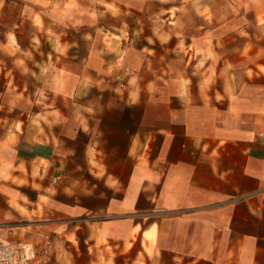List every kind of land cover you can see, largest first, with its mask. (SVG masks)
<instances>
[{
  "label": "crops",
  "instance_id": "1",
  "mask_svg": "<svg viewBox=\"0 0 264 264\" xmlns=\"http://www.w3.org/2000/svg\"><path fill=\"white\" fill-rule=\"evenodd\" d=\"M10 11L28 111L0 117V238L33 264H264V0Z\"/></svg>",
  "mask_w": 264,
  "mask_h": 264
},
{
  "label": "rangeland",
  "instance_id": "2",
  "mask_svg": "<svg viewBox=\"0 0 264 264\" xmlns=\"http://www.w3.org/2000/svg\"><path fill=\"white\" fill-rule=\"evenodd\" d=\"M16 13L14 11H10V13L1 14L0 15V40H5L6 29L12 24V22L16 19ZM10 29V28H9ZM20 30V29H18ZM29 28L21 29L20 36L22 37L23 46H27L28 44V34ZM13 45L10 44L5 46L4 48H0V63L6 64L7 68V75L0 76V117L12 118L13 116L19 115L20 112H25L23 117L27 116L28 107L24 104L23 101L19 103L16 100L19 95L14 96L15 94L21 93L22 100H25L24 94H28V83H29V76L27 74L19 73V71L14 75L15 71L11 68L13 67V53L15 48L12 47ZM20 85V87H12L14 83ZM25 84V87H21V84ZM10 85V87H7ZM24 91L25 93L21 92ZM15 90L14 92L12 90ZM14 100H16L17 107L14 105ZM19 103V104H18Z\"/></svg>",
  "mask_w": 264,
  "mask_h": 264
},
{
  "label": "built area",
  "instance_id": "3",
  "mask_svg": "<svg viewBox=\"0 0 264 264\" xmlns=\"http://www.w3.org/2000/svg\"><path fill=\"white\" fill-rule=\"evenodd\" d=\"M37 255L35 243L27 238H0V264H33Z\"/></svg>",
  "mask_w": 264,
  "mask_h": 264
}]
</instances>
